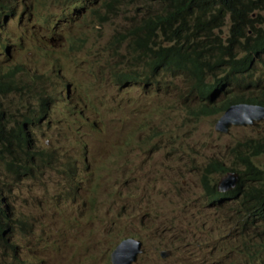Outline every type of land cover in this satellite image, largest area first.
Here are the masks:
<instances>
[{"label": "rangeland", "instance_id": "374dc122", "mask_svg": "<svg viewBox=\"0 0 264 264\" xmlns=\"http://www.w3.org/2000/svg\"><path fill=\"white\" fill-rule=\"evenodd\" d=\"M109 33L100 26L92 40L102 44ZM38 55L14 60L35 67ZM60 63L72 99L61 91L54 118L63 122L41 129L49 163L31 179L5 184L19 221L14 251L0 244V264H111L113 249L129 238L141 242L133 264H260L252 242L264 223L244 227L230 201L210 204L200 179L210 168L214 179L231 182L214 166L234 167L236 144L264 136V118L245 126L218 123L219 115L195 119L180 105L179 87L116 89L81 63ZM79 113L86 126L74 124ZM256 164L264 169V157Z\"/></svg>", "mask_w": 264, "mask_h": 264}, {"label": "trees", "instance_id": "16d2710c", "mask_svg": "<svg viewBox=\"0 0 264 264\" xmlns=\"http://www.w3.org/2000/svg\"><path fill=\"white\" fill-rule=\"evenodd\" d=\"M105 24L109 37L95 44L93 33ZM247 26L257 30L256 39ZM38 51L46 73L14 60ZM263 54L264 0H0V244L14 251L10 237L19 221L9 190L4 195L6 182L35 177L51 159L38 134L63 122L54 118L61 91H68L61 60L81 63L116 89L180 86L188 116L200 119L234 104L264 106V65L253 62ZM74 124L86 126L88 117L79 113ZM235 149L237 167L217 169L234 170L235 185L220 191L205 170L203 195L217 208L230 201L244 227L264 223V169L255 164L264 155V136ZM259 235L251 256L264 264V231Z\"/></svg>", "mask_w": 264, "mask_h": 264}, {"label": "water", "instance_id": "95a60500", "mask_svg": "<svg viewBox=\"0 0 264 264\" xmlns=\"http://www.w3.org/2000/svg\"><path fill=\"white\" fill-rule=\"evenodd\" d=\"M261 118H264V108L257 105L236 104L228 108L226 112L219 118L218 122L223 123L226 126H228L229 123L233 126H239L243 124L247 125L251 123L254 119H256V121H259ZM233 183L234 181H232L230 185H233ZM122 245L131 248L132 253L129 251L131 257L126 260V264H133L137 259V255L142 252V249L140 247L141 242L132 238L125 239L116 245L110 255L111 264H116L113 258L114 255H118L119 260L124 259L120 257V252H117L118 248ZM161 255L166 256L168 255V252L161 251Z\"/></svg>", "mask_w": 264, "mask_h": 264}, {"label": "clouds", "instance_id": "9594fccd", "mask_svg": "<svg viewBox=\"0 0 264 264\" xmlns=\"http://www.w3.org/2000/svg\"><path fill=\"white\" fill-rule=\"evenodd\" d=\"M261 13H263V10H261ZM262 28V27H261ZM258 29H260V28H258ZM246 32L248 33V35H249V37H253V39H256L257 38V30L255 31V32H253L252 31V28L250 27V26H247V28H246ZM257 60H260L261 61V63H262V65H264V54L263 55H261L260 57H258V58H256L253 62H255V61H257ZM176 87H179V89H181V87L180 86H172L171 88L172 89H174V88H176ZM182 94H183V92H182ZM181 94V95H182ZM181 95H179V96H177V98H179ZM179 101H180V103H183V101L179 98ZM239 104H242V105H256V104H248V103H239ZM234 105H236V104H234ZM233 106V105H232ZM257 106H260V105H257ZM231 107V106H230ZM229 107V108H230ZM260 107H262V106H260ZM262 108H264V107H262ZM226 112V110L222 113V114H219V116L221 117L224 113ZM215 116H218V115H215ZM211 117H213V116H211ZM255 121H253L252 120V122L251 123H257L258 121H256V119H254ZM219 123V122H218ZM249 139H251V138H246V139H244V140H242V141H240V142H238L237 144H236V147L235 148H239L240 146H241V143L242 142H244V141H246V140H249ZM236 150V149H235ZM235 150H234V152H233V155H234V158H235V162H234V167H237V164H238V162H237V159H236V156H235V154H236V152H235ZM262 157H264V155H262V156H260V157H258V158H256L255 159V164H256V160H258L259 158H262ZM220 165H223V164H221V163H216V165L214 166V170L215 171H217L218 172V167L220 166ZM257 165V164H256ZM225 166V165H224ZM258 166V165H257ZM225 167H228V166H225ZM259 167V166H258ZM232 168V167H231ZM261 168V167H260ZM210 168H204V170H203V173H205V170H209ZM211 170V169H210ZM219 175H224V174H226L227 176H229V177H231V178H233L232 179V181H234V183H233V185H230L231 183H232V181L231 182H229V183H223V181H218V180H216L217 181V185H218V190H220V191H225V190H227V189H229V188H231V187H233L234 185H235V183H236V179H237V174H236V172L234 171V170H226V172L224 173V174H220V173H218ZM202 175V174H201ZM211 176H212V178H213V175H212V173H211ZM214 179V178H213ZM222 186H226V187H222ZM164 251H167V250H164Z\"/></svg>", "mask_w": 264, "mask_h": 264}, {"label": "bare ground", "instance_id": "6f19581e", "mask_svg": "<svg viewBox=\"0 0 264 264\" xmlns=\"http://www.w3.org/2000/svg\"><path fill=\"white\" fill-rule=\"evenodd\" d=\"M52 30H53V31H56V30H54V29H52ZM51 51H53V49H51L50 52H51ZM42 65H44V63H42V62L36 65V67H37V68H36V72H37V73H46V72L49 71L47 68H45V69H40V67H41ZM64 80H65V82H66V84H67V87L69 88V84H70L69 81H68L67 79H64ZM63 90L65 91V88H64ZM125 90H127V89H125ZM66 95H69V91L66 92L65 97H64V99L67 100V102H68V100H70V96H69V99H68ZM62 100H63V99H62ZM65 105H66V107H68V104H67V103H65ZM180 105L182 106L184 112L187 114V111H186V108H185V107H189V105H188L187 103H180ZM262 107H264V106H262ZM187 115H188V114H187ZM243 126H245V125L243 124ZM41 135H42V132H41L40 134H38V138H39V139H40V136H41ZM221 164H223V163H221ZM223 165H224V164H223ZM129 251L132 253V250H131L130 247H128V246H124V245L120 246V247L118 248V251H117V252H120V257H122V258H124V259H123V260H119V259H118V255H114L113 258H114L116 264H126V260L129 259V258L131 257V254L129 253Z\"/></svg>", "mask_w": 264, "mask_h": 264}]
</instances>
